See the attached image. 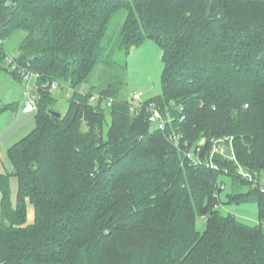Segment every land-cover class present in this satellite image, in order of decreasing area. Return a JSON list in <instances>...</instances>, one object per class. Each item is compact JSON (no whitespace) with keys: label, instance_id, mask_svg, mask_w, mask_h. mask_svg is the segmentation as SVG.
<instances>
[{"label":"trees","instance_id":"16d2710c","mask_svg":"<svg viewBox=\"0 0 264 264\" xmlns=\"http://www.w3.org/2000/svg\"><path fill=\"white\" fill-rule=\"evenodd\" d=\"M120 10V49L153 40L163 51L162 93L134 111L111 86L98 106L79 92L107 63V22ZM18 31L15 59L40 75V103L36 129L9 150L16 207L0 176V264H264V0H0V68ZM53 82L73 93L61 118L49 113ZM151 103L171 118L166 132ZM173 131L191 144L206 138L205 159L212 139L232 137L258 185L219 154L217 171L190 166ZM223 177L249 187L227 198L257 202V225L223 212Z\"/></svg>","mask_w":264,"mask_h":264},{"label":"rangeland","instance_id":"374dc122","mask_svg":"<svg viewBox=\"0 0 264 264\" xmlns=\"http://www.w3.org/2000/svg\"><path fill=\"white\" fill-rule=\"evenodd\" d=\"M109 19V18H108ZM126 19V11L120 10L107 22V38L104 42L106 64L98 68L89 81L79 89L80 93L92 94L98 106V95L107 87L113 88L114 98L132 101L136 94H141L143 101H149L162 93V73L164 70L163 51L153 40H147L138 47H134L130 54L119 48L120 32ZM26 37L22 31L15 32L5 40V50L13 58L20 57V46ZM119 39V40H118ZM6 63L0 68V176L9 177L10 201L16 207L19 194V179L14 175V168L10 160L9 150L12 146L28 137L37 127L36 114H25L24 108L30 99L27 84L16 79L7 70ZM35 80L30 84L34 88ZM49 91V90H48ZM40 94L33 91L34 101L40 103ZM73 93L68 89H59L53 92L55 111L66 114L69 110ZM162 114L166 115L163 111ZM174 113V112H173ZM111 124L110 115H107L105 131ZM158 126V121L154 127ZM83 131L88 132L86 127ZM84 135V133H83ZM200 142V141H199ZM198 142V143H199ZM198 143H194L197 145ZM177 149V148H176ZM178 150V149H177ZM183 164V163H182ZM226 185L221 199L225 205L223 212L236 215L239 221L255 226L259 220L258 203L250 200L244 203H230L227 195H240L248 192L249 187L223 177ZM97 194L101 188L96 189ZM3 193L0 189V214ZM35 222V209L31 202H27V224ZM198 227H204L203 219L198 220Z\"/></svg>","mask_w":264,"mask_h":264},{"label":"built area","instance_id":"2783aa9c","mask_svg":"<svg viewBox=\"0 0 264 264\" xmlns=\"http://www.w3.org/2000/svg\"><path fill=\"white\" fill-rule=\"evenodd\" d=\"M4 60L7 65L8 71H10L12 74L17 75L21 81L27 84V91L29 93V96L30 95L31 96L24 108V113L25 114L37 113L38 105L34 101L35 97L32 95H33V91L36 90L37 81H39L40 75L32 71L29 68V66L21 65L15 58L9 55L5 57ZM33 80H35V86L32 89L30 88V84ZM50 86L53 91H57L63 88L57 82L51 83ZM95 100H96L95 97L91 98V101H95ZM106 102L108 105H111L113 100L108 99ZM131 102L133 104L132 106L133 111L136 110L135 108H141L144 105V101L142 100L141 94H136ZM148 110L152 112L153 120L155 122L158 121L159 129L163 132H166L169 127L168 122H171V118H168V119L165 118L164 114L161 113V108L158 107L155 103H151L148 106ZM179 111L182 115L180 120L181 122H183L186 119V117L182 113L184 112V108L180 107ZM168 139L183 154L184 162H188L190 166L194 168L206 167V168H210L211 170L217 171L219 167L215 163V156L219 154L237 163L236 174L240 178L244 179L248 183H251L253 186L258 185V182H259L258 174L247 171L242 165H240L237 162V157L234 151V143H233L234 139L232 137L224 136V137L212 139L211 140L213 144L212 151L208 154V156H205L206 159L202 158L203 149L205 148L208 142L206 138H203L197 145H194V144H191L189 141L183 140L180 132L173 131V133L169 134ZM225 173L230 174V171L225 170ZM263 192H264V189H263Z\"/></svg>","mask_w":264,"mask_h":264},{"label":"water","instance_id":"95a60500","mask_svg":"<svg viewBox=\"0 0 264 264\" xmlns=\"http://www.w3.org/2000/svg\"><path fill=\"white\" fill-rule=\"evenodd\" d=\"M49 113L52 114L53 116L60 117V118L63 116L62 113L57 112L55 110H50Z\"/></svg>","mask_w":264,"mask_h":264},{"label":"crops","instance_id":"0c3cea01","mask_svg":"<svg viewBox=\"0 0 264 264\" xmlns=\"http://www.w3.org/2000/svg\"><path fill=\"white\" fill-rule=\"evenodd\" d=\"M6 51V50H5Z\"/></svg>","mask_w":264,"mask_h":264}]
</instances>
